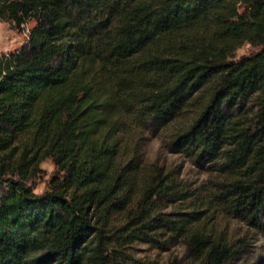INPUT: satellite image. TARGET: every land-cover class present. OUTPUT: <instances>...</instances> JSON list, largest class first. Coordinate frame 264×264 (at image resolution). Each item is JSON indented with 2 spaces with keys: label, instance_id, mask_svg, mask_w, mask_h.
<instances>
[{
  "label": "trees",
  "instance_id": "16d2710c",
  "mask_svg": "<svg viewBox=\"0 0 264 264\" xmlns=\"http://www.w3.org/2000/svg\"><path fill=\"white\" fill-rule=\"evenodd\" d=\"M0 20L33 21L0 53V264H147L137 240L227 264L213 215L264 237V0H0ZM149 125L200 184L144 159Z\"/></svg>",
  "mask_w": 264,
  "mask_h": 264
},
{
  "label": "rangeland",
  "instance_id": "374dc122",
  "mask_svg": "<svg viewBox=\"0 0 264 264\" xmlns=\"http://www.w3.org/2000/svg\"><path fill=\"white\" fill-rule=\"evenodd\" d=\"M32 24L33 21L30 20L18 29L9 21L0 20V53L19 47L26 40L28 28ZM256 48L250 43H244L237 49L236 55L249 53ZM163 137L164 129L160 125H149L143 128L137 139L144 159L156 162L165 169H175L178 176L190 185L200 184L207 176V165H194L185 154L169 150ZM39 166L40 173L31 180L33 190L36 192L43 191L47 187L49 177L57 172L51 157L43 159ZM207 223L213 226L212 237L230 243L236 250L233 251L227 264H264V237L260 233L247 229L245 224L237 218L213 215ZM129 251L140 263H186L193 258L189 254V249L181 243H170L169 248L164 249L159 245L137 240L132 243ZM127 264H133V262Z\"/></svg>",
  "mask_w": 264,
  "mask_h": 264
}]
</instances>
